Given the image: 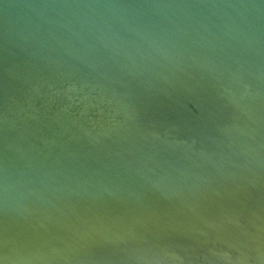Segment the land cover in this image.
<instances>
[{
  "label": "water",
  "instance_id": "water-1",
  "mask_svg": "<svg viewBox=\"0 0 264 264\" xmlns=\"http://www.w3.org/2000/svg\"><path fill=\"white\" fill-rule=\"evenodd\" d=\"M0 264H264V0H0Z\"/></svg>",
  "mask_w": 264,
  "mask_h": 264
}]
</instances>
